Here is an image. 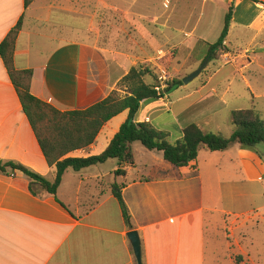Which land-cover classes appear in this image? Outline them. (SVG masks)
I'll use <instances>...</instances> for the list:
<instances>
[{"label":"crops","instance_id":"crops-1","mask_svg":"<svg viewBox=\"0 0 264 264\" xmlns=\"http://www.w3.org/2000/svg\"><path fill=\"white\" fill-rule=\"evenodd\" d=\"M137 3L34 0L26 9L25 0H0V43L23 17L15 65L33 70L32 93L63 111L86 109L120 90V81L135 64L132 58L145 62L156 58L160 50L167 56L170 47L191 55L198 46L205 50L207 42L212 43L206 32L199 31V24L185 32L189 40L181 39L176 27L163 24L172 32L161 43V15L146 17L134 9ZM256 8L255 19L246 23L259 31L264 28V0H258ZM129 27L147 29L144 40L130 44L135 55L107 40ZM258 58L248 66L247 88L256 100L264 98V88L256 87L260 78L255 84L250 80L258 76L251 69ZM184 84L163 98L142 101L136 122H150L169 132L172 142L193 123L221 133L222 124L215 120L228 110L226 94L231 88L199 82L185 91ZM262 109L264 115V105ZM127 117V110L115 116L89 149L68 156L102 153ZM260 146L248 149L235 144L224 151L202 148L195 161L178 168L162 152L135 142V162L123 164L125 174L115 173L122 167L117 159L80 171L69 168L56 196L34 195L30 179L20 171H0V264H138L129 238L132 230L140 235L143 264H208L210 257L217 262L218 243L224 241L222 228L234 229L236 223L245 228L254 218L242 219L244 213L233 206L264 197ZM0 159L55 179L56 166L48 163L1 57ZM114 183L122 185L129 220L113 194Z\"/></svg>","mask_w":264,"mask_h":264},{"label":"trees","instance_id":"trees-1","mask_svg":"<svg viewBox=\"0 0 264 264\" xmlns=\"http://www.w3.org/2000/svg\"><path fill=\"white\" fill-rule=\"evenodd\" d=\"M258 3V0H252ZM34 0H25L27 9ZM234 2L229 5L225 15L224 28L215 43H208V51L203 62L216 60L227 51L226 39L233 21ZM23 28V17L11 29L0 43V57L3 59L8 74L14 84L23 110L38 138L42 151L50 165L56 166L53 181L32 171L25 165L15 161L0 159V171L7 174L22 172L30 179V190L34 195L46 192L57 195L65 172L69 168L80 171L84 168L105 163L109 159H117L122 166L115 173L125 174L123 164H134L133 144L141 142L149 150L160 151L165 160L175 167H184L195 161L202 148L209 151H224L235 144L243 148L255 149L264 144V118L254 108L235 109L232 111V122L235 130L230 137L219 132L205 131L193 123L183 129L181 138L172 142L169 132L158 129L150 122H136L135 116L144 100H158L165 97L181 85L183 77L168 82L160 92L156 91L158 78L155 69L148 65L133 66L120 81V90H113L105 99L80 110H60L50 103L36 97L31 91L32 69H18L15 65L16 42ZM161 43L165 35L161 34ZM152 76L154 82L146 79ZM125 89L123 94L122 90ZM128 111V117L114 135L108 147L98 155L88 157H72L70 153L89 149L96 141L103 126L115 116ZM39 185V187H37ZM113 194L120 202L126 220L129 210L122 194V185L113 184ZM241 256L238 261L241 260Z\"/></svg>","mask_w":264,"mask_h":264},{"label":"rangeland","instance_id":"rangeland-1","mask_svg":"<svg viewBox=\"0 0 264 264\" xmlns=\"http://www.w3.org/2000/svg\"><path fill=\"white\" fill-rule=\"evenodd\" d=\"M231 2H234L235 11L226 39L227 51L221 53L218 59L208 61L201 74L190 84H184L183 87L187 89L185 91H190L199 82H211L217 84L222 90L228 87L231 88L226 94L228 110L218 114L215 120L217 124H222L221 133L226 137H230L235 130V126L232 124L233 110L254 108L264 116L262 109L264 98L254 99L247 88L248 66L256 56L261 58H258L256 63L251 65V69L258 71V76L257 78H253V76L250 80L255 84V79L258 81L260 78L258 86H254L264 88V28L258 31L246 23L254 18L255 13H257L256 3L252 0H138L134 7L146 17L161 15V29L165 37L172 30L164 29L163 24H170L179 29L180 31L177 30V33L181 39L186 37L185 32H190L196 24H199V31L206 32L209 36V42L215 43L224 28L225 15ZM153 27L154 24L150 26V30ZM142 28H121L120 32L117 30L114 35L107 37V40L114 47L118 46L119 48L123 45L127 53L135 55L130 44L145 39L147 29L143 30ZM181 30L184 32L182 33ZM154 36H157V34L155 33ZM253 37H255V42L252 43L251 39ZM186 38L188 40L192 39L188 36ZM206 47L205 50H202L198 46L195 53L193 52L191 55L190 51L170 47L167 56L162 53L158 54L156 58L148 59L145 62L134 58L131 61L135 63L133 66L148 65L157 72L160 69L167 70L169 82H171L199 68L206 57L208 46ZM255 52L258 55H255ZM159 56L161 58H158ZM157 62L161 63L160 67ZM236 67L238 69L235 72L234 68ZM152 78L148 77V82H154L155 80ZM124 90L123 88V94L125 93ZM177 92L179 93L180 90H177ZM228 127H230V130H228ZM137 144L143 147L140 142H137ZM260 145L259 149L264 157V144ZM261 183L264 189V181ZM233 208L238 210L239 213H244L241 216L242 219L247 218V215L254 218L250 220L251 223L248 222L249 226L245 228H242V225H237V223L234 229L229 226L223 227L224 241L223 244L218 243L219 259L214 262L210 257L208 264H264V197L258 198L252 204L242 201L240 205L236 204ZM240 256L242 258L238 261Z\"/></svg>","mask_w":264,"mask_h":264},{"label":"water","instance_id":"water-1","mask_svg":"<svg viewBox=\"0 0 264 264\" xmlns=\"http://www.w3.org/2000/svg\"><path fill=\"white\" fill-rule=\"evenodd\" d=\"M208 61H209V57L200 65L199 68L193 70L191 73L186 75L183 78V83L189 84V83L193 82L201 74V72L205 69V67L208 64ZM129 238L132 242L138 264H143L142 243H141V239H140V235H139L138 231H136V230L130 231Z\"/></svg>","mask_w":264,"mask_h":264},{"label":"built area","instance_id":"built-area-1","mask_svg":"<svg viewBox=\"0 0 264 264\" xmlns=\"http://www.w3.org/2000/svg\"><path fill=\"white\" fill-rule=\"evenodd\" d=\"M162 53H163V50H160L159 54H162ZM158 58H161V57L159 56ZM157 76H158V78L155 82L156 83L155 89H156V91L160 92L167 86V84L169 82L167 70L160 69V71L157 73Z\"/></svg>","mask_w":264,"mask_h":264}]
</instances>
